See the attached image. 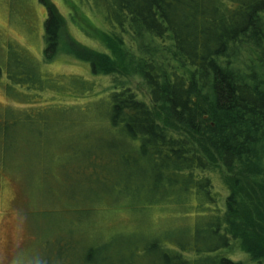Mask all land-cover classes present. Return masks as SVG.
Instances as JSON below:
<instances>
[{
	"label": "trees",
	"instance_id": "obj_1",
	"mask_svg": "<svg viewBox=\"0 0 264 264\" xmlns=\"http://www.w3.org/2000/svg\"><path fill=\"white\" fill-rule=\"evenodd\" d=\"M87 3L106 25L125 66L141 75L151 103L162 106L185 132L162 125L150 104L115 80L106 94L94 99L95 106L70 111L80 118L90 113L98 121L90 129H101L97 136L89 132L80 138L79 145L76 140L68 143L71 152L65 151L66 156L57 154L64 160L57 163L60 167L67 165L75 173L80 160V173L88 171L93 207L81 211L79 228H73H83L81 244L71 235L55 236L33 264H243L224 253L235 241L257 255V264H264L259 233L264 231V0ZM59 30V19L48 7L45 58L57 51ZM6 51L14 56V69L19 71L17 64L27 69L20 77L6 69L7 83L35 93L45 88L46 80L22 48L8 44ZM82 81L87 86L82 91L89 90L91 84ZM71 87L80 91V81ZM28 108L3 111L7 117L18 112L26 120L0 124V161L9 169L17 160L29 161L44 175L54 157L48 153L47 119L32 120ZM51 112L52 119L65 116ZM27 146H35L37 159L26 153ZM209 150L236 174L223 196L212 179L216 166ZM247 181L256 195L243 213L240 190ZM161 204L181 218L192 217V223L152 230L148 211ZM105 209L138 214L142 226L110 234L95 227L87 230L92 211Z\"/></svg>",
	"mask_w": 264,
	"mask_h": 264
},
{
	"label": "rangeland",
	"instance_id": "obj_2",
	"mask_svg": "<svg viewBox=\"0 0 264 264\" xmlns=\"http://www.w3.org/2000/svg\"><path fill=\"white\" fill-rule=\"evenodd\" d=\"M87 1L89 2L0 0V124L7 121L19 125L26 120L18 112L7 117L3 112L6 108L30 107L27 111L32 113V120L41 122L42 119H47L49 158H52L51 152L54 154L52 162L46 163L49 165L44 170V175L37 172L29 161H22L20 164L21 161L17 160L16 166L10 169L0 161V264H33L55 236L67 238L71 235L77 240V244L83 242V228H80V232L73 228L80 224L81 211L93 207L87 195L91 193L85 179L88 171L80 173V160L73 169L75 173L67 165L60 167L64 160L60 161L57 154L71 152L66 148L68 143L76 140L75 143L79 145L80 138L88 137L89 132H95L92 136H97L101 129H90L98 125L97 119L90 113L88 118H80L70 111L74 109L76 112L83 107L89 110L91 106H95L97 103L95 104L94 99L106 94L115 80L117 86H129L140 99L150 104L162 125L174 132H185L183 126L166 114L162 106L151 103L141 75L125 66L124 56L116 51L110 41L106 25ZM48 7L59 19L60 30L57 51L50 58H45L43 20ZM8 44L22 48L25 56L36 63L41 77L46 80L45 88L35 93L32 90L27 91L24 86L14 87L12 83H7L6 69H14V65H11L14 56L6 53ZM8 57L10 58L7 59ZM19 66L20 64L16 66L19 71L14 69V72L20 77V72L27 69ZM82 80L91 84L89 90L82 91L87 88L83 86ZM78 81L80 91L71 87L78 86ZM35 107L41 108L42 112ZM51 111L63 113L65 116L52 119ZM26 134L34 136L33 132ZM58 146L62 148L59 149ZM26 150L34 160L38 158L35 146H27ZM18 152L19 155L21 152ZM208 153L216 166V171L212 174L215 188L223 196L230 190L236 174L228 172L222 166L214 151L209 150ZM251 185L252 182L247 181L240 190L245 197L243 213H247L256 195ZM112 209H105L101 213L92 211L93 214L88 216L91 217L90 224L85 226L87 230L93 232L96 228L110 234L138 230L142 226V217L138 214H129L125 209ZM260 210L263 213L261 207ZM147 215L146 219L152 230L180 222L192 223V217L181 218V213L168 205H155L149 209ZM261 224L254 225L262 227ZM69 229L72 231L69 232ZM259 233L262 236L261 248H264V231L260 230ZM224 253L243 264H257V255L250 253L239 241L232 242L231 247Z\"/></svg>",
	"mask_w": 264,
	"mask_h": 264
}]
</instances>
